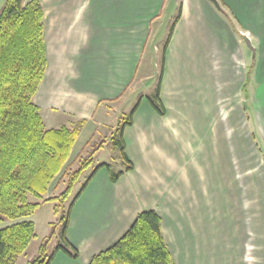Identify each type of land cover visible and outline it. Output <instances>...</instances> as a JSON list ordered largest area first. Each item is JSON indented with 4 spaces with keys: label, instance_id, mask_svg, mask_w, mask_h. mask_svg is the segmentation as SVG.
I'll use <instances>...</instances> for the list:
<instances>
[{
    "label": "crops",
    "instance_id": "obj_1",
    "mask_svg": "<svg viewBox=\"0 0 264 264\" xmlns=\"http://www.w3.org/2000/svg\"><path fill=\"white\" fill-rule=\"evenodd\" d=\"M37 1L44 11L46 68L34 104L43 123L42 114L60 126L85 121L67 163L82 154L86 143L95 137L109 112L107 107L130 98L144 67V52L153 56L150 44L155 48L164 27L180 7V17L165 51L160 84L159 98L165 114L158 115L140 96L132 125L123 132L125 154L133 169L115 183L105 168L93 175L71 209L65 232L78 258L73 260L57 252L50 264H89L94 255L113 246L136 215L147 209L159 214L162 234L175 264H264L262 213H258L256 257L237 243L239 237L242 239L241 229L229 228L231 221H239L242 216L233 211L225 214V242L216 243L220 239L214 233L213 243H202L200 230L191 232L182 227L177 229L175 248H170L172 240H168V226L165 229L163 219L168 218V202L163 200V188L153 181V173L168 171V156L176 153L178 133L188 137L178 125L193 122L192 111L204 96L211 95L213 60L224 65L221 76L229 77L231 82H236L235 74H242L240 93L251 69L241 113L255 125L264 148V0H217L218 9L208 0ZM154 23L159 29L154 41L149 42ZM247 39L253 48L247 49V55L252 52L248 65L241 49ZM234 59L240 62V70H234ZM173 90H177L176 95L168 93ZM100 110L103 111L96 119ZM226 190L229 210V185ZM211 233L209 229V239Z\"/></svg>",
    "mask_w": 264,
    "mask_h": 264
},
{
    "label": "trees",
    "instance_id": "obj_2",
    "mask_svg": "<svg viewBox=\"0 0 264 264\" xmlns=\"http://www.w3.org/2000/svg\"><path fill=\"white\" fill-rule=\"evenodd\" d=\"M180 17V7L173 18L163 45L161 66L155 90L143 98L160 116L165 109L159 98L165 51L173 29ZM44 11L37 0H5L0 9V215L9 220L25 219L37 210L41 202H56L54 213H60L57 224H51L49 234L42 239L35 256L25 264H50L57 252L78 258L65 232L71 209L93 175L101 168L108 171L112 183L133 165L125 154L123 132L132 125V117L139 101L127 115L122 114L111 137V146L119 150L122 168L114 172L110 165L101 163L81 185L66 210L64 203L81 173L92 164L94 153L104 141L86 151L94 139L86 143L76 158L78 167L70 170L66 163L80 129L85 121L77 120L70 126L46 129L39 108L33 98L40 85L46 55L43 36ZM251 77L246 74L245 91ZM95 136V135H94ZM66 188L57 197L46 198L48 189L60 172ZM30 197L35 202L30 201ZM60 225L59 240L48 255V245ZM34 237V223L21 220L0 229V264H14ZM89 264H175L162 234L161 218L154 209L138 213L127 232L110 248L92 257Z\"/></svg>",
    "mask_w": 264,
    "mask_h": 264
},
{
    "label": "rangeland",
    "instance_id": "obj_3",
    "mask_svg": "<svg viewBox=\"0 0 264 264\" xmlns=\"http://www.w3.org/2000/svg\"><path fill=\"white\" fill-rule=\"evenodd\" d=\"M4 1L0 0V9ZM172 20L173 18L164 27L155 48L153 43L150 44L149 49L153 56L149 55L147 50L144 52L142 60L144 67L137 76L130 98L124 99L121 103H111L107 107L109 112H106L104 116L102 121L104 123L98 127L91 145L82 155L85 156L91 147L101 141L104 143L94 153L91 166L81 173L74 184L63 205L64 210L93 168L101 163L109 164L114 172L122 168L119 150L111 146L112 133L122 114L127 115L140 96L154 92L161 66L163 45ZM158 29V24H152L149 42L154 41ZM241 49H243V61L248 65L252 52L250 56L247 55V49L250 50V48L246 43ZM233 61L234 70H240V62L235 59ZM211 65V95L204 96L198 108L192 111L195 117L193 122L178 125L184 129L188 137H182L181 133H178L176 153L168 156L170 164L168 171L153 173V181L163 188V200L168 202L166 204L168 218L164 216L163 219L165 229L168 226L166 230L169 235L168 240H172L170 248H175V240L179 238L177 229L182 227L185 229L187 227L191 232L200 230L203 233V237L200 238L202 243H213L214 233L216 238L220 239L216 243L225 242L226 237L223 235L227 227L225 214L227 211H233L241 213L242 216L239 221H231L229 228L241 229L242 239L239 237L237 243L248 248V251L250 249L248 255L256 257L258 213L264 214V148L258 138L255 125L241 113L243 95H245L243 86L240 93L239 81L242 74H235L236 82H231L229 77L221 76L224 70L222 63L213 60ZM230 88L232 89L229 92H224ZM168 93L176 95L177 90ZM102 111L97 112L96 119L100 117ZM42 116L46 129L60 126L58 121H49L44 114ZM170 145L173 146L172 143ZM66 165L71 168L70 170L78 167L76 159ZM62 173L63 171L54 178L44 199L57 197L65 190L67 182L61 176ZM227 185L232 198L229 210L225 202ZM30 201L35 202V199L30 197ZM56 204V202H41L34 214L25 219L13 221L0 215V229L21 220L34 223V237L14 264H25L36 255L40 242L51 230V224L59 222L60 213L55 214L53 210ZM60 229V225L56 226L55 235L48 245V255L57 245ZM209 229L212 231L210 236L212 241L208 236ZM190 237L187 236L188 240H191Z\"/></svg>",
    "mask_w": 264,
    "mask_h": 264
},
{
    "label": "water",
    "instance_id": "obj_4",
    "mask_svg": "<svg viewBox=\"0 0 264 264\" xmlns=\"http://www.w3.org/2000/svg\"><path fill=\"white\" fill-rule=\"evenodd\" d=\"M208 1H210L214 5V7H216L217 9L219 8V4H218L217 0H208ZM246 43L249 46V48L253 51V48L250 45L248 39L246 40Z\"/></svg>",
    "mask_w": 264,
    "mask_h": 264
}]
</instances>
